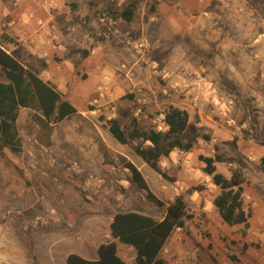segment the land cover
Segmentation results:
<instances>
[{"label":"rangeland","instance_id":"1","mask_svg":"<svg viewBox=\"0 0 264 264\" xmlns=\"http://www.w3.org/2000/svg\"><path fill=\"white\" fill-rule=\"evenodd\" d=\"M43 1L47 13L65 9L81 16L88 7L87 16L106 25L93 42L105 46L99 55L71 46L62 54L44 30L51 49L41 54L39 73L65 92L77 112L42 124L33 109L19 111L22 150L0 151V254L12 234L19 254L11 264H65L70 252L91 258L99 243L113 240L114 212L162 218L181 195L192 217L164 243V264H264V0H135L131 21L113 12L133 0ZM1 3L0 22L10 16L4 13L8 2L4 8ZM0 38L9 36L0 30ZM95 65L99 69H90ZM204 73L212 80L205 88L211 97L192 99L188 89L201 94ZM180 75L196 78L181 84ZM169 104L189 112L188 127L197 134L189 151L175 148L160 160L172 180L134 153L135 144L148 141L121 144L105 125L114 117L127 130L135 118L141 128L154 129ZM215 146L231 158L215 166L232 185L234 178L240 181L247 226L225 223L213 205L219 188L198 155H213ZM127 160L161 204L131 181ZM116 243L118 254L133 264L135 249ZM2 258L0 264H9Z\"/></svg>","mask_w":264,"mask_h":264},{"label":"trees","instance_id":"2","mask_svg":"<svg viewBox=\"0 0 264 264\" xmlns=\"http://www.w3.org/2000/svg\"><path fill=\"white\" fill-rule=\"evenodd\" d=\"M137 2L127 3L121 10L114 11L117 18L130 21L133 18ZM5 37V36H3ZM0 151L8 148L11 152H20L22 144L19 137L16 119L20 107H29L39 115V122L56 123L76 113L75 106L64 97L56 86L42 79L37 72L24 67L17 57L0 43ZM166 130L141 128L134 118L129 129L123 128L117 118L105 121L109 134L119 143H127L130 139H141L149 143L135 144L134 153L162 178H172L161 169L159 162L168 157L170 152L178 148L189 151L197 136L190 130L189 112L173 104L164 109ZM207 137V136H206ZM213 155L199 154L203 163L202 171L211 176L212 182L219 188L213 199L220 218L227 224L248 225L250 211L243 206L242 186L237 178L233 183L216 170L215 163L231 161V158L218 151L215 146ZM259 165L264 169V152L259 158ZM124 166L131 172V181L139 188L146 190L147 196L155 203L162 202L149 190L147 183L138 168L125 161ZM187 213L186 204L181 195L175 196L166 206L162 218L134 210L116 211L109 222L111 241L101 242L96 248L97 257L89 259L76 252L65 257V264H130L124 260L117 250L116 241L132 246L135 249L133 264H164L160 256L162 247L173 230L183 228L185 220L191 218Z\"/></svg>","mask_w":264,"mask_h":264},{"label":"crops","instance_id":"3","mask_svg":"<svg viewBox=\"0 0 264 264\" xmlns=\"http://www.w3.org/2000/svg\"><path fill=\"white\" fill-rule=\"evenodd\" d=\"M0 2H2L1 3L2 8H4L5 2H8L9 5L5 6L4 13L10 14L9 17H5L4 20L0 22V30H3L6 33V35L9 36L8 39L0 38L1 45L7 50V52L15 55L24 67L29 68L35 72L38 71V75L42 79L44 78L42 77L41 74L42 72L39 73L40 69L37 67V64L39 62V58L41 57L43 51L47 49L48 50L51 49V46L48 44V42H44L45 40L43 34L44 30L49 31L51 39H54V41L59 44L58 45V47H60L59 52L62 54H66L67 51L70 49V46L71 48L74 47L77 50V52H79V49L81 50L88 49L96 55L102 53L104 49L105 43L103 42L94 43L93 40L101 36L104 30H106V25L105 23L100 22L94 16H87L86 13H88L89 11L88 7H86V9L82 8L81 11L83 12V14H81V16H77L76 14L71 15V13L64 14V11H66L65 9L63 13L62 10L53 11L55 13H49V12L47 13L43 9L44 7H46L47 4H45L43 0H0ZM74 13H77V11H74ZM11 39L18 41V43L13 45L11 43L13 42L11 41ZM165 64L167 66V64L169 65V62ZM90 69H93L95 71L99 69V66L96 67L95 65L93 67H90ZM202 70L205 72L204 67H202ZM168 73L170 72L169 71L166 72V74ZM181 75L183 77L184 73H182ZM181 75H180L181 80H179L181 84L191 83L192 80L196 78L193 76L191 80L187 78V80L184 81ZM203 76H204V80L201 82H202V86H204V89L202 90L201 94L195 95V91H193L195 86H192L191 88L188 89L187 93L193 92L192 99L195 96H198L202 99L211 97V93H209V91L206 90L205 88L211 84L212 80L209 79L205 73ZM51 83L54 84V82ZM57 89L64 95L65 92L61 88L58 87ZM71 103L76 108V105L73 102ZM23 108H29V107H20L19 111H21V109ZM19 120H20V114L18 113L16 119V125H18ZM10 238H11L10 239L11 245H9L8 249L5 250L4 255L0 254L1 256H3L2 259L5 258L6 261H9V264L12 263L10 261H15L14 257H16V254H19V248L14 243L12 234L10 235ZM17 245L19 246L18 243ZM96 257H97V253L95 256L91 258L89 257L86 258L95 259ZM23 261L24 259L21 261L16 260V262H23Z\"/></svg>","mask_w":264,"mask_h":264},{"label":"built area","instance_id":"4","mask_svg":"<svg viewBox=\"0 0 264 264\" xmlns=\"http://www.w3.org/2000/svg\"><path fill=\"white\" fill-rule=\"evenodd\" d=\"M22 21H24V20H22ZM157 120H158V123L156 124L154 130H156V131L166 130V124L164 122V115L160 114V117Z\"/></svg>","mask_w":264,"mask_h":264}]
</instances>
